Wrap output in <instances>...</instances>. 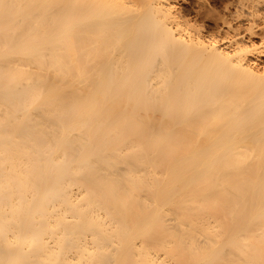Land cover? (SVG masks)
Wrapping results in <instances>:
<instances>
[{
	"label": "bare ground",
	"instance_id": "obj_1",
	"mask_svg": "<svg viewBox=\"0 0 264 264\" xmlns=\"http://www.w3.org/2000/svg\"><path fill=\"white\" fill-rule=\"evenodd\" d=\"M0 264H264V0H0Z\"/></svg>",
	"mask_w": 264,
	"mask_h": 264
}]
</instances>
